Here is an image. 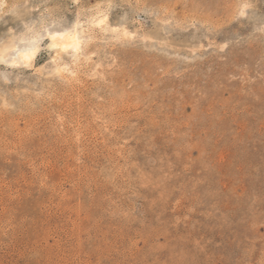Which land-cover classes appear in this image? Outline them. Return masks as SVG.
Returning a JSON list of instances; mask_svg holds the SVG:
<instances>
[{"label": "rangeland", "instance_id": "rangeland-1", "mask_svg": "<svg viewBox=\"0 0 264 264\" xmlns=\"http://www.w3.org/2000/svg\"><path fill=\"white\" fill-rule=\"evenodd\" d=\"M8 44L0 264H264V0H0Z\"/></svg>", "mask_w": 264, "mask_h": 264}, {"label": "bare ground", "instance_id": "bare-ground-1", "mask_svg": "<svg viewBox=\"0 0 264 264\" xmlns=\"http://www.w3.org/2000/svg\"><path fill=\"white\" fill-rule=\"evenodd\" d=\"M81 33L82 32L79 30V28L77 26L75 27L74 30L68 31L66 33L65 32L61 33V32L55 31L54 33L51 34V38H52L51 45L56 47L58 50H64V51L72 50L75 53H77L80 51V49L83 46V43L85 42ZM12 46H13V44L5 45L2 48V55L0 57L4 58L5 57L4 54L5 53L7 54L6 51H8V49ZM39 47H40L39 43L33 44L31 47L24 50L19 55V58L13 62L14 63H16V62L21 63V62H27V61L32 60L35 57V55L37 54V52L39 51ZM61 66H63V65H61Z\"/></svg>", "mask_w": 264, "mask_h": 264}]
</instances>
